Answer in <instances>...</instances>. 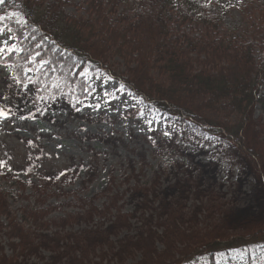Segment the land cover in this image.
Listing matches in <instances>:
<instances>
[{"label":"rangeland","instance_id":"obj_1","mask_svg":"<svg viewBox=\"0 0 264 264\" xmlns=\"http://www.w3.org/2000/svg\"><path fill=\"white\" fill-rule=\"evenodd\" d=\"M71 1L66 11L89 16L83 0ZM198 1L203 6L175 5L193 18L219 16L238 42L253 16L243 7L264 5ZM136 5L130 0L126 10ZM201 24L179 20L175 27L199 34ZM18 51L0 20V264H184L209 243L264 232L258 105L245 138L263 162L224 134L148 109L113 77L89 76L83 100L40 92L32 67L24 68V81L12 70L7 56ZM259 51L253 47L256 59ZM109 61L115 73L127 67L119 56Z\"/></svg>","mask_w":264,"mask_h":264},{"label":"trees","instance_id":"obj_2","mask_svg":"<svg viewBox=\"0 0 264 264\" xmlns=\"http://www.w3.org/2000/svg\"><path fill=\"white\" fill-rule=\"evenodd\" d=\"M83 1L88 17L66 11L71 0L0 4V20L19 43V51L7 57L20 81L28 79L24 68L32 67L40 92L82 100L92 89L89 76L113 77L148 109L224 134L239 151L263 162L246 142L245 127L257 105L264 113V6L243 7L253 16L238 42L222 28L219 16L203 12L193 18L175 0H135L132 12L126 10L130 0ZM184 1L191 7L201 4ZM192 19L202 23L199 34L176 29V21ZM253 47L260 50L257 59ZM115 55L127 63L120 73L110 69ZM193 62L203 67L196 69ZM263 234L209 243L184 264H264V243L257 242H264Z\"/></svg>","mask_w":264,"mask_h":264},{"label":"bare ground","instance_id":"obj_3","mask_svg":"<svg viewBox=\"0 0 264 264\" xmlns=\"http://www.w3.org/2000/svg\"><path fill=\"white\" fill-rule=\"evenodd\" d=\"M33 109H34V108H33ZM37 109H38V108H35L33 111L36 112V113H38V110H37ZM121 143H123V144H124V143H127V140H121Z\"/></svg>","mask_w":264,"mask_h":264},{"label":"snow or ice","instance_id":"obj_4","mask_svg":"<svg viewBox=\"0 0 264 264\" xmlns=\"http://www.w3.org/2000/svg\"><path fill=\"white\" fill-rule=\"evenodd\" d=\"M4 3V0H0V4ZM0 19H3V17H0ZM3 112H0V115H3Z\"/></svg>","mask_w":264,"mask_h":264}]
</instances>
